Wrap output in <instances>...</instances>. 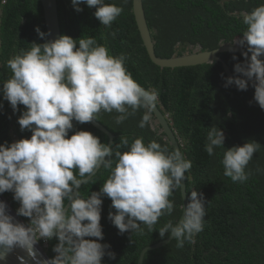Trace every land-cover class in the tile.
Masks as SVG:
<instances>
[{"label":"clouds","instance_id":"clouds-1","mask_svg":"<svg viewBox=\"0 0 264 264\" xmlns=\"http://www.w3.org/2000/svg\"><path fill=\"white\" fill-rule=\"evenodd\" d=\"M71 3L77 12L83 10L80 4L95 8L94 16L105 27H111L123 12L105 0ZM242 22L246 30L233 42L247 45L241 53L245 59L234 65L239 75L225 78V86L247 90L251 81L253 98L264 109V4L245 14ZM35 31L45 42H32L29 50L21 49L10 58L7 66L12 75L0 86L13 112L18 105L25 106L17 122L21 131H31L30 138L0 144V194L12 192L19 203L16 216L28 219L27 224L17 221L0 201V259L17 247L33 255L39 240L55 238V255L44 264H102L105 255L114 258V253L106 251L110 245L99 242L103 240L101 196L111 199L115 213L109 212L108 219L119 233L143 235L142 225L153 232L160 217L172 214L175 205L169 198L182 190L192 161L178 148L169 151L156 140L145 144L143 137L129 144L128 137L121 136L116 147L128 150L114 152L113 146L89 131L69 136L73 121L92 122L101 111L118 113L114 120L119 125L143 109L138 126H151L159 92L132 78L125 67L126 54L111 55L94 37L77 40L61 35L48 40L39 27ZM224 140L223 130L213 125L204 150L213 156L217 148L224 149L223 175L234 183L246 182L251 175L247 165L261 145L249 140L225 149ZM101 167L109 170V176L98 192L83 195L81 186L89 184ZM187 199L183 216L158 230L162 238L170 234L181 249L204 230L208 203L195 187Z\"/></svg>","mask_w":264,"mask_h":264},{"label":"trees","instance_id":"trees-1","mask_svg":"<svg viewBox=\"0 0 264 264\" xmlns=\"http://www.w3.org/2000/svg\"><path fill=\"white\" fill-rule=\"evenodd\" d=\"M105 2L123 9L111 27L100 24L94 16L95 8L80 4L83 10L77 12L71 0H56L60 35L77 40L91 36L98 44L106 45L111 55H127L125 67L132 78L145 89L158 90L157 106L174 131L179 150L192 161L191 169L185 173L186 198L188 191L195 187L208 202L204 230L194 237L192 243L186 241L181 249L176 247V240L171 239L159 248L147 250L142 264H264V109L253 98L251 82L247 90H238L234 84L226 87L227 76L216 61L176 68L158 67L151 62L143 46L131 10L132 0ZM219 2L142 0L156 56L168 58L180 55L190 52L196 45L202 50H211L224 42L232 44L241 39L246 30L242 22L243 12L249 13L264 4V0ZM36 27L46 33L39 0H5L4 4H0V86L12 75L7 66L10 58L19 54L21 49L29 50L32 42H45L38 36ZM219 56L233 76L239 75L234 72V65L242 63L245 59L243 56L228 52ZM0 105V144L30 138L31 131H21L17 122L26 110L25 106L18 105L17 111L13 112L2 94ZM143 111H137L119 125L114 120L119 115L115 111H101L98 115L96 121L114 135L111 143L114 152L128 150L127 147H116L121 136L128 137L129 144L134 138L143 137L145 144L156 140L162 146L167 145L169 151L173 150L164 134L159 132V126H138ZM213 125L223 130L225 149L241 146L249 140L261 145L247 165L246 171L251 175L246 182L234 183L223 175L220 161L224 149L217 148L213 156L204 150L207 131ZM80 130L89 131L102 143H107V136L89 123L73 121L69 136ZM108 176L109 170L101 167L89 184L81 186V193L87 196L91 192H98ZM2 196L16 212L19 203L13 199V193L5 192ZM101 199L103 240L99 242L110 245L106 251L114 253V258L105 255L102 264H136L144 246L169 235L162 238L158 230L168 221H177L182 205L181 193L177 189L169 198L175 205L172 214L160 217L153 232L142 225L143 235L131 232L121 234L108 219L109 212L115 213L111 199L106 195ZM19 217L25 224L28 223L27 218ZM56 243L57 240L53 238L44 248L49 259L55 255L52 249Z\"/></svg>","mask_w":264,"mask_h":264},{"label":"water","instance_id":"water-1","mask_svg":"<svg viewBox=\"0 0 264 264\" xmlns=\"http://www.w3.org/2000/svg\"><path fill=\"white\" fill-rule=\"evenodd\" d=\"M39 1L42 7L45 30L46 33L48 34L47 39L55 40L59 38V36H61L59 22H58V15H57L56 0H39ZM224 1L225 0H220L219 3L222 4V2ZM131 10L143 46L147 52L149 59L153 64L157 65L160 68L163 67L176 68V67L192 66V65L208 63V61H216L221 64L224 73L226 74L227 77H233L228 65L219 56V54L223 52H228V53H238L239 55H241V53L245 51L244 48L245 46H247L246 44L244 46H240L237 43H232V44L224 43L222 45H219L217 48L211 50H202L199 45H196L194 48L191 49L190 52H184L183 54L174 55L168 58L158 57L156 56L153 49L154 42L151 38L150 31L146 23L144 10L142 7V0H132ZM245 14L247 13L243 12V16ZM248 55L250 56V54ZM89 124L92 125L94 128H96L97 130L104 133L108 138L106 145L111 146L114 135L106 127L98 123L96 120L89 122ZM151 125L152 128L159 126V132L164 134L165 138L168 141V144L173 149L175 148L179 149V143L175 136V133L170 128V125L166 119V115L162 114L158 106H156V108L154 109L153 122ZM181 183L183 185L182 190L180 191L182 205H181V213L177 221L183 216V207L184 205L187 204V198L185 192V180H183ZM0 201L4 202L7 205L8 214L15 217L17 221L24 223L19 216H16V212L7 202V200L2 196V194H0ZM170 240L171 237L167 236L166 238L158 242L144 246L140 250L137 256L136 264H142L144 254L147 250L159 248L167 244ZM33 253H34L33 255H29L28 251L17 247L14 248L12 251L8 252L2 259H0V264H44V262L49 259L38 242L34 246ZM205 254L206 252H204V255Z\"/></svg>","mask_w":264,"mask_h":264},{"label":"built area","instance_id":"built-area-1","mask_svg":"<svg viewBox=\"0 0 264 264\" xmlns=\"http://www.w3.org/2000/svg\"><path fill=\"white\" fill-rule=\"evenodd\" d=\"M4 3H5V0H0V4L1 5L4 4ZM48 241H45V240H39L38 241L39 245L42 247L43 250H44V248L47 247Z\"/></svg>","mask_w":264,"mask_h":264}]
</instances>
